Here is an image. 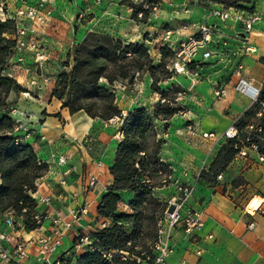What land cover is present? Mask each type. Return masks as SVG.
<instances>
[{"label":"crops","instance_id":"obj_1","mask_svg":"<svg viewBox=\"0 0 264 264\" xmlns=\"http://www.w3.org/2000/svg\"><path fill=\"white\" fill-rule=\"evenodd\" d=\"M3 1L11 10L16 7V0ZM120 2L121 0H117L116 7L112 8L111 12L108 10L104 16L105 34L119 40L120 38L112 31L113 28H119L117 26L119 22L114 25L112 15L126 9V13L131 16L130 9L120 5ZM220 7L218 4L200 5L194 1L187 19L196 27H182L174 39L179 40L193 35L200 26L209 24L217 25L222 34L214 37V44L221 47V44L226 45L230 40L244 46L243 35L246 34L244 24L235 19L222 22L213 17L212 10ZM53 9L52 25L44 28L40 35L46 47L43 52L47 54L48 61L40 65L35 61L34 55L26 53L25 64L17 65L11 60L6 72L27 89L26 93H12L8 99L12 109L11 115L16 122V134L23 143L31 145L39 159L49 166L46 174L37 182V192L34 195L35 198L41 196L52 198L49 210L45 205L38 204L37 212L45 216L42 231L49 230L55 218L72 219V212L79 207L88 206L90 211L88 216L74 224L72 230L67 231L62 253L73 246L76 235L81 231L94 232L110 224L109 220L99 216L98 207L114 181L110 167L115 159L121 135L111 139L106 133H100L97 139L104 149L100 153H95L93 157H91L93 153L88 156L85 151L79 153L75 148L76 140H82L92 134L102 122L93 120L84 112L71 115L68 109L62 108L61 101L52 98L58 75L64 70L63 64L67 61L72 46L85 37V34L82 35L81 30L77 31L76 28L78 13L76 4L71 0L58 1ZM251 14L263 18L262 22L255 24L251 36L252 43L257 47L256 53L246 55L242 51V46L239 51L227 49L222 53L227 60L222 57L216 64H211L208 59H203V53L209 50L210 44L200 51L193 63V68H196L195 74L202 78L199 87L203 90L199 100L195 102L198 106L192 109L195 115L190 118L196 133L190 132L187 125L180 127L179 130L176 127L174 132L170 133V141L161 152L162 160L176 170L177 177L182 182L191 183L204 168L209 170L220 150V145L225 143L217 144L213 139H204L203 133L213 132L218 137L223 136L228 128L253 106L251 96L237 89L240 80H249L254 88L264 91V0H257ZM195 18L201 23L194 22ZM131 42L137 43L135 40H129V43ZM50 43L53 46H49ZM215 55L213 53V56ZM240 66L242 74L239 76L237 71ZM207 67L210 68V72L206 73ZM38 69H41L40 73L37 72ZM33 79L37 80V86L32 85ZM218 89L225 90L222 98L215 95ZM57 114H60V117H56ZM107 126L108 124H105V127ZM174 141L177 143L174 144ZM198 143L201 145L198 146ZM172 145H175V149L171 148ZM200 148L203 152H199ZM57 154L67 157L70 172L69 166L58 164ZM97 161H102L103 167L100 169L97 185L89 188L88 174L98 172L95 167ZM183 170H188L191 176L185 178L182 175ZM221 174L223 179L216 181L215 184L201 179L189 203L192 209L204 212L205 227L198 234L201 241L199 246L204 249L201 263L264 264V215L261 213L251 215L246 207L254 198L258 201L264 199V163L258 161L257 152L249 150L247 157L237 156ZM122 198L119 211L130 214L132 212L130 202L134 195L127 192L122 194ZM252 223L254 228L249 229ZM42 231H21L15 234V237L26 241L36 240L42 235ZM210 234L214 239H207ZM174 242L176 252L169 263L180 264L186 259L188 264H195L198 260L195 255L198 244L185 238L181 231L175 233ZM28 249L30 260L27 264H35V249L32 243Z\"/></svg>","mask_w":264,"mask_h":264},{"label":"trees","instance_id":"obj_2","mask_svg":"<svg viewBox=\"0 0 264 264\" xmlns=\"http://www.w3.org/2000/svg\"><path fill=\"white\" fill-rule=\"evenodd\" d=\"M257 0H199L200 5L218 4L226 8L254 11ZM158 0H121L120 5L131 11V20L147 25ZM15 27L12 21L0 18V218L13 213L23 218L26 231L40 226L33 220L37 213V201L33 195L37 182L48 171V164L39 159L34 148L22 142L16 134V122L8 99L12 93H26L6 69L15 54ZM161 60L155 63L148 46L143 43H125L110 34L88 32L76 44L64 62V70L58 75L52 98L62 102V108L71 115L86 113L93 120L109 123L122 121L119 129L121 140L115 159L110 167L114 178L103 197L98 214L110 221L103 229L92 233L93 252H86L62 264H109L104 254L126 251L131 246L147 248L158 237V219L167 208L155 191L165 186V176L172 174L171 166L162 160L164 141L159 137L157 124L168 123L181 113L178 102L181 89L176 85L171 90H162L160 84L172 78L169 63L175 53L163 46ZM193 67V63L189 64ZM144 75L152 80L151 89L162 96L154 111L137 108L123 116L118 104V84L135 86ZM264 103V91L260 102L253 104L235 123L238 136L227 139L220 148L209 170H203L200 178L215 184L218 175L239 155L243 147L255 143L264 148V113L258 117ZM60 117V114L55 115ZM252 123L262 127L263 134L250 131ZM167 127V126H166ZM168 186V184H166ZM132 193L130 214L119 211L123 193ZM149 242L142 243L144 238ZM144 246V247H143ZM65 261V260H64Z\"/></svg>","mask_w":264,"mask_h":264},{"label":"built area","instance_id":"obj_3","mask_svg":"<svg viewBox=\"0 0 264 264\" xmlns=\"http://www.w3.org/2000/svg\"><path fill=\"white\" fill-rule=\"evenodd\" d=\"M58 1L67 0H16V7L11 10L5 1L0 0L1 20H10L15 27L13 39L16 41V46L15 54L11 59L14 60L15 64H24L26 62V53H32L35 61L40 65L48 61L47 54L43 52L44 43H42L40 35H42V30L44 28L52 25L54 19L53 7ZM194 1L199 2V0H190V2L185 3L186 7H190ZM97 3L101 5L102 0H97ZM154 10H156V7ZM185 12L189 13V9H186ZM212 16L218 18L222 22L233 19L242 22L246 29L242 51L246 55L257 52V47L252 43L251 36L254 32L255 24L263 21L261 16L243 10L226 8L222 5L220 8L212 10ZM184 27L194 28L196 25L188 22L184 24ZM215 36H222L221 31L217 25L209 24L200 26L197 33L179 40L174 39V32L166 31L164 39L166 42L165 46H168L175 53V59L172 62L175 74L188 72L189 64L197 60L201 50L207 48L214 42ZM74 46L75 45H73L72 48ZM212 56L213 53L210 50L203 53L204 60ZM241 71L242 67L240 66L237 71L239 76L242 74ZM32 85H38L36 79L32 80ZM237 89L249 94L253 100V104L260 102L262 90L254 88L249 80L241 79ZM215 95L217 98H222L225 95V90L218 89ZM263 113L264 103H262L258 117H262ZM188 128L192 133H196L194 125H190ZM248 129L250 131H256L260 135L263 134L262 127L255 123H252ZM202 136L204 139H213L217 144H220L227 139L236 138L238 136V129L234 124L229 127L221 137H218L217 134L213 132L203 133ZM76 141L88 147L90 146L91 148V146L97 143L98 139L93 135H88L84 139ZM249 150L257 152L258 161L264 163V148L262 151L255 143L249 147H243L238 156L247 157ZM56 159L60 166H69L68 159L65 155L57 154ZM95 167L98 172H91L88 174L89 188H93L97 185L103 162H95ZM171 169L172 174L165 176L163 182L165 187L167 186L166 184H168V186H173L175 188L176 196H173L167 201V208L164 214L158 219L159 230L157 240L155 242H150L146 249L140 246L133 247L129 244L130 248L126 251H114L104 254V258L109 264H170V258L176 252L174 240L175 233L178 231L183 232L185 238L189 241L198 244V248L195 250V255L198 260L195 264H202L201 259L204 255V249L199 246L201 241L198 234L205 227L204 212L202 210L192 209L189 206L190 201L196 193L198 183L201 180V173L193 178V182L185 183L177 177L176 170L173 167H171ZM70 170L71 167L68 171L70 172ZM203 170L206 169L204 168ZM182 175L188 178L191 176V173L188 170H183ZM222 179L223 174L218 175L217 180L221 181ZM35 200L37 201V208L38 204H43L46 206L47 210H49L52 205V198L49 196H41L35 198ZM253 202L254 199H252L247 206L249 213L251 215L256 213L264 215V199L259 202L257 207H252ZM171 208H173L172 211H170ZM89 212L88 206L79 207L72 212V219L67 220L62 217L55 218L52 221L51 228L44 231H42V228L45 216L37 212L33 220L40 227L35 231H42V235L36 240L31 241L15 237V234L18 232L26 231L23 218H17L13 213L7 214L3 220L0 218V264H27L30 260V252L28 249L30 243L33 244L35 249V264H62L65 263L66 260L74 259L86 252H93V232L81 231L76 235L73 246L69 250L61 253L67 231L72 230L74 224L78 223L81 218L88 216ZM106 226L108 225H104L103 228ZM253 228L254 224L252 223L249 229ZM207 239L212 240L214 236L210 234ZM180 264H188V261L183 259Z\"/></svg>","mask_w":264,"mask_h":264},{"label":"rangeland","instance_id":"obj_4","mask_svg":"<svg viewBox=\"0 0 264 264\" xmlns=\"http://www.w3.org/2000/svg\"><path fill=\"white\" fill-rule=\"evenodd\" d=\"M71 1L76 4L78 12L76 17L77 31L80 29L82 35H86L88 32H106L104 23V19L106 17L104 16L108 10L111 12L112 8L116 7L117 0H102L101 5L97 3V0ZM186 2L188 3L190 0H158L156 10H154L147 25H139L132 21L131 16L126 13L125 9V11L119 14L112 15L113 24L115 25L117 22H119L117 25L119 28H113L112 31H114L115 36L120 38V40H123L125 43H129V40H135L137 43L140 42L146 44L150 50L151 56L155 60V63L159 64L161 60L160 50L163 46H165L166 43L164 40L166 31H172L174 32L175 36H177V33L181 31L182 27H184V24L189 22V19H187L189 13H186L185 10L190 9V7H186ZM249 13H252V11ZM193 21L198 24L201 23L199 19L197 20V18H195ZM146 41L151 43L147 44ZM49 46L53 45L50 43ZM240 47L243 48L244 46L230 40L227 41L226 45L221 44V47L211 43L209 50L216 55L209 58L208 62L211 64H216L222 57L226 58L225 56H222L224 51L227 49L239 51ZM43 48L46 47L43 46ZM28 54L33 56L32 53ZM33 66H35V64ZM169 68L173 72V76L170 80L161 83L160 86L164 91L171 90L174 85L181 89V94L178 96V102H180V104L183 106V110L181 113H178L171 120H169L168 123L159 122L157 124L159 137L164 141L163 147H165L166 143L170 141L169 135L171 132H174L176 127H178L177 130H179L182 126L187 125L189 127L192 125V115H195L194 112H192V109L198 106L195 102L199 100V97L203 91L201 90V87H199L202 82V78L195 74L196 68H188V72L182 74H175L172 63H169ZM209 69V67L205 69L206 73L210 72ZM40 70L41 69H38L37 72L40 73ZM151 85L152 80L150 79L149 75H144L139 81H137L136 85L132 87L122 84L117 85L116 93L118 104L123 111V116L127 115L129 111L135 110L137 108H147L150 112L154 111L156 106L161 102L162 96L159 93L154 92L151 89ZM198 92L199 94H197ZM121 123L122 121L120 119H114L109 123H99L100 127L90 135H93L97 138L100 133H106V135L112 139L113 137H117L119 135ZM105 124H108V126L105 127ZM188 130L192 132L189 128ZM175 142L177 143V141H174V144ZM100 143L101 142L98 141L95 146L93 145L90 148V146L88 147L79 141H75L74 146L79 153H81L83 150L88 156L93 153L91 155V157H93L95 156V153H100V151L102 152L104 149L101 146L102 143ZM200 145L201 144L198 143V146ZM222 145L223 144L220 146L222 147ZM174 147L175 145H172L171 148L175 149ZM199 152H203V149L200 148ZM204 155H206V153ZM155 195L164 204H167V201L170 198L176 196V192L173 186H164L157 189L155 191ZM256 201L257 199L254 200V202ZM149 241L150 238L146 237L142 243Z\"/></svg>","mask_w":264,"mask_h":264},{"label":"bare ground","instance_id":"obj_5","mask_svg":"<svg viewBox=\"0 0 264 264\" xmlns=\"http://www.w3.org/2000/svg\"><path fill=\"white\" fill-rule=\"evenodd\" d=\"M259 202H260V201H258V200H257L256 202H254V203L252 204V207H257L258 204H259Z\"/></svg>","mask_w":264,"mask_h":264},{"label":"water","instance_id":"obj_6","mask_svg":"<svg viewBox=\"0 0 264 264\" xmlns=\"http://www.w3.org/2000/svg\"><path fill=\"white\" fill-rule=\"evenodd\" d=\"M243 37H245V34L243 35ZM173 210V208H171V210L170 211H172Z\"/></svg>","mask_w":264,"mask_h":264}]
</instances>
